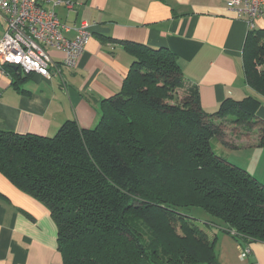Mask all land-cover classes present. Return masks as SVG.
<instances>
[{
	"label": "trees",
	"instance_id": "trees-1",
	"mask_svg": "<svg viewBox=\"0 0 264 264\" xmlns=\"http://www.w3.org/2000/svg\"><path fill=\"white\" fill-rule=\"evenodd\" d=\"M106 39L130 65L94 127L67 119L50 136L0 129V174L49 210L62 264H218L210 226L264 242V183L210 145L233 133L264 146V28L248 30L242 49L250 92L212 110L175 53ZM3 68L17 89L34 74ZM189 206L205 210L203 223Z\"/></svg>",
	"mask_w": 264,
	"mask_h": 264
},
{
	"label": "crops",
	"instance_id": "crops-1",
	"mask_svg": "<svg viewBox=\"0 0 264 264\" xmlns=\"http://www.w3.org/2000/svg\"><path fill=\"white\" fill-rule=\"evenodd\" d=\"M67 1L74 3L71 10ZM54 10L64 23L90 22L91 37L75 67L64 66L62 53L51 49L48 78L33 74L18 89L0 70L2 130L50 136L67 119H75L81 128L94 127L100 100L120 89L130 65L122 45L106 37L175 53L184 79L196 87L206 110L227 97L241 99L250 92L242 60L246 16L237 17L224 0H65ZM4 22L0 14V36ZM253 25L264 28V10ZM256 114L264 119V103ZM218 139L225 145L218 144L219 155L263 180L254 159L264 147L248 145L243 136L229 137L227 142ZM242 147L255 149L246 166L234 154ZM209 228L216 235L218 264H264V242H240L217 226ZM56 238L49 210L0 174V264H62ZM245 247L248 252L243 255Z\"/></svg>",
	"mask_w": 264,
	"mask_h": 264
},
{
	"label": "built area",
	"instance_id": "built-area-1",
	"mask_svg": "<svg viewBox=\"0 0 264 264\" xmlns=\"http://www.w3.org/2000/svg\"><path fill=\"white\" fill-rule=\"evenodd\" d=\"M63 0H0V14L4 30L0 37V70L6 65L27 74L33 72L48 78L53 66L49 50L62 53L61 63L75 67L90 37L91 23L87 20L64 23L54 7ZM237 17L246 16V23H253L264 10V0H224ZM69 10L74 6L67 1ZM72 32V36H67ZM248 248L242 250L245 255Z\"/></svg>",
	"mask_w": 264,
	"mask_h": 264
},
{
	"label": "rangeland",
	"instance_id": "rangeland-1",
	"mask_svg": "<svg viewBox=\"0 0 264 264\" xmlns=\"http://www.w3.org/2000/svg\"><path fill=\"white\" fill-rule=\"evenodd\" d=\"M177 98L179 96V91H177ZM176 101V100H174ZM233 134V133H232ZM230 134L231 137H234V135ZM219 139L215 137H212L210 138V145H211V148L213 150L214 153L216 154H219L221 152L220 151V148L218 146V144H222L218 141ZM238 143V142H237ZM239 144V143H238ZM224 145V144H222ZM242 145V144H240ZM225 146V145H224ZM264 147V146H262ZM240 150L236 151L234 154L236 155L238 161H241L239 163H243L242 165H247L246 163H248L250 161V159H253V154L255 153V149H249V148H239ZM228 150H224V152L226 153ZM254 152V153H253ZM228 153V152H227ZM226 160V159H225ZM259 165L260 167L262 168L261 169V173L260 174L262 176V179L263 180H260V181H263L264 182V153L262 154L261 152H258L255 154V159H254ZM228 161V160H227ZM230 162V161H229ZM233 162V161H232ZM235 163V162H234ZM188 210H186L190 215H192L193 217L197 218L198 221L197 223H203V219H206L207 218V213L205 212V210L201 207H197V206H189L187 207ZM202 221V222H201Z\"/></svg>",
	"mask_w": 264,
	"mask_h": 264
},
{
	"label": "bare ground",
	"instance_id": "bare-ground-1",
	"mask_svg": "<svg viewBox=\"0 0 264 264\" xmlns=\"http://www.w3.org/2000/svg\"><path fill=\"white\" fill-rule=\"evenodd\" d=\"M63 1H65V0H63ZM63 1H62V2H63ZM247 27H248V30H250V29L253 28V27H249L248 25H247ZM2 34H3V33H2ZM1 36H2V35H1ZM1 36H0V37H1ZM216 225H217V224H216Z\"/></svg>",
	"mask_w": 264,
	"mask_h": 264
},
{
	"label": "water",
	"instance_id": "water-1",
	"mask_svg": "<svg viewBox=\"0 0 264 264\" xmlns=\"http://www.w3.org/2000/svg\"><path fill=\"white\" fill-rule=\"evenodd\" d=\"M15 68V67H14Z\"/></svg>",
	"mask_w": 264,
	"mask_h": 264
}]
</instances>
